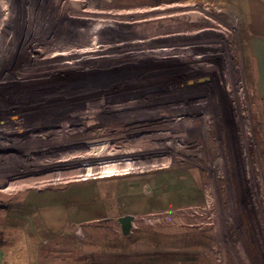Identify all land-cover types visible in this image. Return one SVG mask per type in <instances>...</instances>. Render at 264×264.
<instances>
[{
    "label": "rangeland",
    "instance_id": "rangeland-1",
    "mask_svg": "<svg viewBox=\"0 0 264 264\" xmlns=\"http://www.w3.org/2000/svg\"><path fill=\"white\" fill-rule=\"evenodd\" d=\"M261 72L264 0H0L8 264H264ZM163 142L173 148L160 167L46 176L83 164L55 163L74 152ZM129 215L123 235L117 218Z\"/></svg>",
    "mask_w": 264,
    "mask_h": 264
},
{
    "label": "bare ground",
    "instance_id": "bare-ground-1",
    "mask_svg": "<svg viewBox=\"0 0 264 264\" xmlns=\"http://www.w3.org/2000/svg\"><path fill=\"white\" fill-rule=\"evenodd\" d=\"M188 5V4H187ZM198 15V16H197ZM199 14L193 13L192 15V19H194V22L197 23L199 20L201 21V17H199ZM79 20H83L82 18H80ZM203 21V20H202ZM81 23V22H79ZM200 23V22H198ZM202 23V22H201ZM46 24V23H45ZM206 25H208L210 27V24L207 22L205 23ZM14 25V24H13ZM73 25V24H72ZM15 26V25H14ZM44 27V26H43ZM74 27V26H73ZM89 27V26H88ZM78 28V27H77ZM79 29V28H78ZM88 30V29H87ZM72 31V30H71ZM80 31V30H79ZM74 32V31H73ZM83 32V31H82ZM101 32V31H99ZM75 33V32H74ZM102 33V32H101ZM139 33H142L141 31H139ZM71 34V33H70ZM73 34V33H72ZM110 34V33H109ZM118 35V34H117ZM122 35H126L125 33H123ZM97 36V35H96ZM109 36V35H108ZM98 37L101 38V42L102 43H109V39L107 37H104L101 34H98ZM117 37V36H116ZM70 38V37H69ZM123 38V37H122ZM125 38V36H124ZM134 38V37H133ZM111 39V38H110ZM213 39V38H212ZM105 40V41H104ZM126 40V39H125ZM135 40V41H134ZM134 40H132L133 43H140L138 42L135 38ZM112 41V40H111ZM116 43V42H115ZM170 44H174V45H183V46H187L186 43H171ZM125 45V44H124ZM160 47V46H159ZM87 48V47H86ZM93 48L95 49V46H93ZM161 51H159V54L162 53H167L166 49H168V47H164L161 46ZM165 48V49H164ZM184 47H181V49ZM152 49V48H151ZM188 49V48H187ZM186 49V50H187ZM165 50V51H164ZM178 51V49H176ZM183 50V49H182ZM182 50H180L182 52ZM126 51V49H125ZM82 52V51H81ZM80 52V53H81ZM145 52V51H144ZM59 54V53H58ZM94 54V53H93ZM116 55V54H115ZM174 56V55H173ZM83 57V56H82ZM103 59V58H102ZM204 61V60H203ZM206 61V60H205ZM175 62V61H174ZM165 63V62H163ZM172 63V62H171ZM177 63V61H176ZM168 65V64H167ZM114 66L116 67L117 65L114 64ZM143 66V65H142ZM120 68H116L115 70H119ZM138 70V69H137ZM141 70V69H140ZM174 70V69H173ZM179 70V68H178ZM133 71V70H132ZM145 71V70H144ZM147 71V70H146ZM171 71V69H170ZM137 72V71H136ZM140 72V71H139ZM165 72V71H164ZM172 72V71H171ZM170 72V73H171ZM175 72V71H174ZM194 72V71H193ZM207 72V71H204ZM122 73V72H121ZM131 73V72H130ZM200 73V72H199ZM151 74V73H149ZM168 74V73H167ZM104 75V74H103ZM120 75V73H119ZM146 75V74H145ZM194 75V74H193ZM207 75V74H206ZM214 75V74H213ZM212 75V76H213ZM152 76V75H149ZM155 76V75H154ZM153 76V77H154ZM93 77V76H92ZM95 77V76H94ZM99 77V76H98ZM195 77V76H194ZM103 78V77H102ZM146 78V77H145ZM162 78V77H161ZM160 78V79H161ZM94 80V79H93ZM72 81V80H71ZM142 81V80H141ZM59 82V81H58ZM88 82V81H87ZM56 84V83H55ZM147 87V86H146ZM151 87V86H150ZM113 90V89H112ZM112 92V91H111ZM21 93V92H20ZM138 93V92H137ZM28 98H33L32 95L29 96ZM24 99V97H23ZM34 99L30 100V102H32ZM77 101V100H76ZM78 102V101H77ZM76 102V103H77ZM24 104L22 103L21 106L22 107ZM75 105V104H74ZM41 108V107H40ZM39 108V109H40ZM54 109V108H53ZM48 110V109H47ZM46 110V111H47ZM23 111V110H22ZM28 112V111H27ZM192 112V111H191ZM20 113V111H19ZM36 114V113H35ZM5 115V114H4ZM186 117V116H185ZM7 118V117H6ZM3 119V118H2ZM1 119V120H2ZM180 119V118H179ZM185 119V118H184ZM7 120V119H6ZM182 120V119H181ZM172 124V123H171ZM174 124V123H173ZM177 123H175L176 125ZM182 125V124H181ZM203 125V124H202ZM176 127V126H175ZM201 127V126H200ZM199 129V128H198ZM244 138V135H243ZM7 139V138H6ZM133 140V139H132ZM5 141V140H4ZM107 141V140H106ZM104 141V143L106 142ZM148 141V140H147ZM150 142V141H149ZM151 143V142H150ZM149 143V145H150ZM8 144V143H7ZM172 143H162V144H151V146L149 148L146 149H140V150H129V151H116L114 150H108V148L106 147H93V148H89L90 150L84 151V152H74L71 155H65L63 157L58 158L55 163H57V165L59 166H65V167H70V164L68 163V161H74L75 159L78 158V160L82 161L83 164H79V166L76 167H70L71 168H75L73 169L72 172H69V169H66V172H61L59 174H53L51 173L53 170H55L56 168H52L46 172L51 171L49 174H47V179L50 180L52 178H54L55 180H57L58 176L59 177H63L65 178L66 176H69L68 178L71 177V175H73L71 178L73 177H77L81 180H89V179H93V178H105V177H110V176H120V175H126L129 174L130 170L134 169V165H137L138 168H150V167H160L163 164L165 165L166 162L164 161V157L161 158V156L163 154H165V152L167 151V149H172L173 145H171ZM9 145V144H8ZM103 145V144H102ZM120 145V144H119ZM121 146V145H120ZM1 147V146H0ZM120 148V147H119ZM118 148V150H119ZM112 149V147H111ZM131 149V148H130ZM20 150V149H19ZM177 150V149H176ZM146 151H150L149 154H144ZM9 154V153H8ZM143 155H145L147 157V159H145L143 162L141 161H133L134 159H137L140 157H142ZM143 157L146 158V157ZM148 156L154 157V158H150ZM168 158V157H167ZM1 159V158H0ZM35 161V160H34ZM53 159H47L46 161H43V163L39 164L38 167H41V169L44 168V165L47 164H52L53 163ZM67 161V162H66ZM21 163V162H20ZM168 163V162H167ZM35 164V163H34ZM170 164V163H169ZM30 165V164H29ZM16 164L14 165L13 163L11 164V166L9 167V169L13 168L15 169ZM31 168V167H30ZM60 169V168H58ZM18 170V169H17ZM13 172V171H11ZM9 176V175H8ZM9 178V177H8ZM33 180V179H32ZM6 181V180H5ZM43 181V180H42ZM25 182V181H17L15 182L16 185H20V183ZM23 184V183H22Z\"/></svg>",
    "mask_w": 264,
    "mask_h": 264
},
{
    "label": "crops",
    "instance_id": "crops-1",
    "mask_svg": "<svg viewBox=\"0 0 264 264\" xmlns=\"http://www.w3.org/2000/svg\"><path fill=\"white\" fill-rule=\"evenodd\" d=\"M260 84H264V72L259 74ZM9 254L6 250L0 245V264H8ZM132 264V263H129ZM133 264H199L196 259H187V260H160V261H135Z\"/></svg>",
    "mask_w": 264,
    "mask_h": 264
},
{
    "label": "water",
    "instance_id": "water-1",
    "mask_svg": "<svg viewBox=\"0 0 264 264\" xmlns=\"http://www.w3.org/2000/svg\"><path fill=\"white\" fill-rule=\"evenodd\" d=\"M133 216H121L117 218V223L120 225L123 235H128L132 228Z\"/></svg>",
    "mask_w": 264,
    "mask_h": 264
},
{
    "label": "trees",
    "instance_id": "trees-1",
    "mask_svg": "<svg viewBox=\"0 0 264 264\" xmlns=\"http://www.w3.org/2000/svg\"><path fill=\"white\" fill-rule=\"evenodd\" d=\"M120 260H122V261H129L128 258H123V259H120Z\"/></svg>",
    "mask_w": 264,
    "mask_h": 264
}]
</instances>
